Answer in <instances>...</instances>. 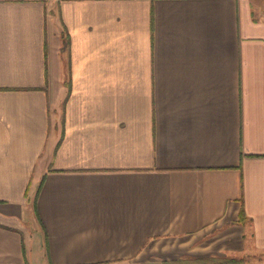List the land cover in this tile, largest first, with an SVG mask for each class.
<instances>
[{
    "label": "crops",
    "instance_id": "crops-1",
    "mask_svg": "<svg viewBox=\"0 0 264 264\" xmlns=\"http://www.w3.org/2000/svg\"><path fill=\"white\" fill-rule=\"evenodd\" d=\"M163 263L264 264V0H0V264Z\"/></svg>",
    "mask_w": 264,
    "mask_h": 264
},
{
    "label": "trees",
    "instance_id": "trees-1",
    "mask_svg": "<svg viewBox=\"0 0 264 264\" xmlns=\"http://www.w3.org/2000/svg\"><path fill=\"white\" fill-rule=\"evenodd\" d=\"M244 215H243V212L241 211L240 214H239V218H238V221H242L244 219ZM216 261V260H215ZM233 262V260H230ZM163 264H168V263H163Z\"/></svg>",
    "mask_w": 264,
    "mask_h": 264
},
{
    "label": "rangeland",
    "instance_id": "rangeland-1",
    "mask_svg": "<svg viewBox=\"0 0 264 264\" xmlns=\"http://www.w3.org/2000/svg\"><path fill=\"white\" fill-rule=\"evenodd\" d=\"M209 260L215 261L216 258H210ZM180 262L183 263V262H189V261H187V260H183V261H180Z\"/></svg>",
    "mask_w": 264,
    "mask_h": 264
}]
</instances>
